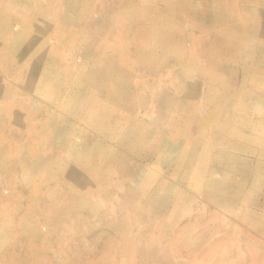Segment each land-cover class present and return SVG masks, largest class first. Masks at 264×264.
Wrapping results in <instances>:
<instances>
[{"label": "rangeland", "instance_id": "374dc122", "mask_svg": "<svg viewBox=\"0 0 264 264\" xmlns=\"http://www.w3.org/2000/svg\"><path fill=\"white\" fill-rule=\"evenodd\" d=\"M263 51L264 0H0V264H264Z\"/></svg>", "mask_w": 264, "mask_h": 264}, {"label": "bare ground", "instance_id": "6f19581e", "mask_svg": "<svg viewBox=\"0 0 264 264\" xmlns=\"http://www.w3.org/2000/svg\"><path fill=\"white\" fill-rule=\"evenodd\" d=\"M16 26H14L13 27V30H16ZM259 55H261L262 57H264V51L263 52H259L258 53ZM76 64H77V59H76ZM261 77L262 76H264V67L261 69V71H259V73H258ZM254 86L255 87H264V84L261 82V85H257V84H255L254 83ZM261 89V88H260ZM259 89V90H260ZM130 93L131 94H128V96L129 97H132L133 96V93L130 91ZM136 96V95H135ZM261 100H264V98H261ZM263 121H264V119H263ZM135 122H139V121H137V120H135ZM246 126V125H245ZM247 128H250V129H254V124H253V122L251 121V123H250V127H248V126H246ZM134 129H136L135 127H134ZM133 129V130H134ZM253 135V133H244V134H242V136H244V137H251ZM127 137L129 138V140H131V139H134V140H139V139H143L142 137H140V136H138L137 134H135V133H130V134H128L127 135ZM256 141H257V143L261 146V147H263L264 148V139H262V138H257V139H255ZM226 159H229V157H227ZM209 177H210V181H209V183H208V185H207V190H209V191H213L216 195H218V198H221V197H223L224 196V193H222L220 190H221V188L223 187L222 186V183H220V181H218V180H220L219 178H220V174L219 173H216V174H210L209 175Z\"/></svg>", "mask_w": 264, "mask_h": 264}]
</instances>
